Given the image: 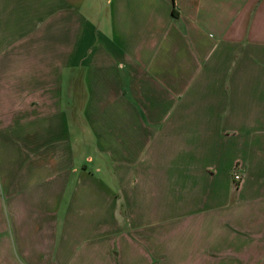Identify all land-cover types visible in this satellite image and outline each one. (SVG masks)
<instances>
[{"label":"crops","instance_id":"1","mask_svg":"<svg viewBox=\"0 0 264 264\" xmlns=\"http://www.w3.org/2000/svg\"><path fill=\"white\" fill-rule=\"evenodd\" d=\"M0 264H264V0H0Z\"/></svg>","mask_w":264,"mask_h":264},{"label":"built area","instance_id":"2","mask_svg":"<svg viewBox=\"0 0 264 264\" xmlns=\"http://www.w3.org/2000/svg\"><path fill=\"white\" fill-rule=\"evenodd\" d=\"M232 179H233L234 181H237V180L239 179L238 174H236V173H232Z\"/></svg>","mask_w":264,"mask_h":264}]
</instances>
